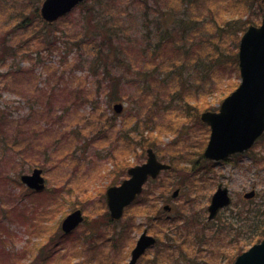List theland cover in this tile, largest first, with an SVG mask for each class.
Segmentation results:
<instances>
[{"label":"rangeland","instance_id":"rangeland-1","mask_svg":"<svg viewBox=\"0 0 264 264\" xmlns=\"http://www.w3.org/2000/svg\"><path fill=\"white\" fill-rule=\"evenodd\" d=\"M41 1L0 0V52L6 39L15 50L0 67V264H126L143 230L160 246L137 264H233L257 237L250 216L264 221V138L208 161L199 115L237 87L240 38L261 23L264 0H85L47 28L32 12ZM26 17L37 20L25 30ZM112 88L120 100L107 98ZM149 147L171 170L110 220L106 189ZM33 167L43 168L46 189L31 195L19 175ZM220 183L232 203L208 221ZM24 194L31 220L14 210ZM74 209L85 221L64 236L61 221Z\"/></svg>","mask_w":264,"mask_h":264},{"label":"water","instance_id":"water-1","mask_svg":"<svg viewBox=\"0 0 264 264\" xmlns=\"http://www.w3.org/2000/svg\"><path fill=\"white\" fill-rule=\"evenodd\" d=\"M83 0H44L40 7L41 18L52 23L65 15ZM240 71L239 86L219 105L218 112L206 111L200 119L210 127V136L204 150V156L219 160L230 154L241 153L249 149L264 131V14L260 26H249L241 36L238 50ZM115 112L122 111V104L115 103ZM146 161L128 169L129 178L119 186L106 191V203L109 215L118 220L124 207L128 206L142 191L148 178H156L161 170L169 166L159 162L152 149L146 150ZM41 169L22 175L21 181L36 191L44 189ZM253 191L245 194L253 196ZM177 191L172 196L175 197ZM230 204L228 190L218 186L207 208L208 219L215 217L219 209ZM168 211L169 207L164 206ZM83 221L81 210L69 213L61 223V230L69 233ZM155 243V239L144 230L130 253L127 264H135L145 250ZM234 264H264V238L248 250L238 255Z\"/></svg>","mask_w":264,"mask_h":264},{"label":"trees","instance_id":"trees-1","mask_svg":"<svg viewBox=\"0 0 264 264\" xmlns=\"http://www.w3.org/2000/svg\"><path fill=\"white\" fill-rule=\"evenodd\" d=\"M193 5V4H192ZM33 15L35 16V18H37V19H39V12H38V9H34L33 11ZM26 19H27V22H24L22 25H20V27H23V29H28V28H30L31 26H32V24H30L28 21H30V22H33L34 20H37V19H30L29 17H26ZM41 23H43V22H41ZM47 24H45V23H43V28L45 27V28H47ZM11 33H13V32H11ZM8 43H11V41H8L7 39L6 40H4L2 43H1V47H2V52H0L1 54H0V67L1 66H3V65H5V63L7 62V59L10 57V58H13V56L14 55H12L10 52H12V53H15V50L14 49H11V47L10 46H7V44ZM13 44V43H12ZM14 46V45H13ZM15 47V46H14ZM8 49V50H7ZM109 52H112V50L110 49L109 50ZM234 56H236V54L234 53ZM217 61H219V60H217ZM237 60H236V58H235V62H236ZM236 64H237V62H236ZM158 65H161V63H159ZM237 67H235V69H236ZM94 72V71H93ZM94 76H95V74H94ZM156 76H159V75H156ZM206 78H209V75H207L206 76ZM159 79H161L160 81L159 80H156V84L158 85L157 87H162L163 85H161L160 83H165V78H164V76L161 78L160 76H159ZM116 87H117V85H116ZM156 87V88H157ZM155 90V94L154 95H156V97L157 98H160V94H161V91L157 88V89H154ZM209 92H211V89H210V91ZM122 92H121V90H119V91H117V89H113L112 88V91H111V93H109L108 94V97L107 98H113V99H121L122 98V94H121ZM152 96V95H151ZM164 132H166V127L165 126H163V125H159L158 126V133L159 134H161V133H164ZM264 138V135L262 136V138L261 139H259L257 142H256V145H259V143H260V141L262 140ZM3 139V142L4 143H6L7 144V140H6V138L4 137V138H2ZM19 140H20V138H19ZM22 151H24V149L22 150ZM22 151H20V153L22 152ZM18 154H20L19 152H17ZM31 194V193H30ZM25 195H27L28 196V194H25ZM31 195H33V194H31ZM16 209H18V206L17 207H14V210L16 211ZM248 209H250V208H248ZM247 209V210H248ZM20 209H19V213H17L16 214V216H19V214H20ZM31 210H24V215L26 216V218H29L30 217V215L32 214V212H30ZM251 209L250 210H248L247 212H249V213H251ZM262 213H264V212H262ZM250 219H252V221H251V223L253 224H251V227H253L254 228V230L255 231H251V233L252 234H254V232H256L257 234H254L255 236H257L256 238H255V240H253V241H250V244H253V243H256V242H258V241H260L263 237H264V221L261 223V222H259V221H256L255 220V214L254 215H252V217L250 216ZM254 238V237H253ZM234 242L235 243H238V239H234ZM3 243V242H2Z\"/></svg>","mask_w":264,"mask_h":264},{"label":"flooded vegetation","instance_id":"flooded-vegetation-1","mask_svg":"<svg viewBox=\"0 0 264 264\" xmlns=\"http://www.w3.org/2000/svg\"><path fill=\"white\" fill-rule=\"evenodd\" d=\"M220 212V211H219ZM217 218V216L214 218V219H216ZM213 219V220H214ZM208 220V219H207ZM209 221V220H208ZM154 236V235H153ZM156 238H155V240H156V243H154V244H152V245H150L147 249H146V251H145V254L147 255L149 252H154V250H156L157 249V247H159L160 246V243H159V239L157 238V236H155ZM169 249H170V251H172V252H174V255H176L177 257H179L180 256V254H181V250H179V248H177V246H174V247H169ZM210 253V252H209ZM144 254V255H145ZM211 254V253H210ZM212 255V254H211ZM157 256L155 257V258H153V259H156L157 260ZM150 261V264H152V261L153 260H149ZM177 261V263H180V264H182L183 263V261H181V259H178V260H176Z\"/></svg>","mask_w":264,"mask_h":264}]
</instances>
